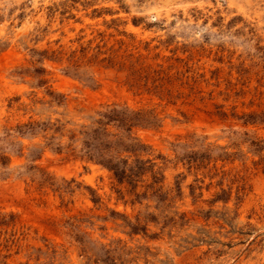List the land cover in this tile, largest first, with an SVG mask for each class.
Instances as JSON below:
<instances>
[{
  "label": "rangeland",
  "instance_id": "rangeland-1",
  "mask_svg": "<svg viewBox=\"0 0 264 264\" xmlns=\"http://www.w3.org/2000/svg\"><path fill=\"white\" fill-rule=\"evenodd\" d=\"M0 264H264V0H0Z\"/></svg>",
  "mask_w": 264,
  "mask_h": 264
},
{
  "label": "trees",
  "instance_id": "trees-1",
  "mask_svg": "<svg viewBox=\"0 0 264 264\" xmlns=\"http://www.w3.org/2000/svg\"><path fill=\"white\" fill-rule=\"evenodd\" d=\"M116 110H111L108 113L103 115V118L108 120V122L118 121L117 118H114L113 112ZM100 164L108 168L110 171H113L116 178L123 182L124 180H128L129 182H134L135 178L139 175V168L131 167L128 164L127 160H120L118 162H114L112 159L110 160H98ZM139 231V228L135 225L132 226V232Z\"/></svg>",
  "mask_w": 264,
  "mask_h": 264
}]
</instances>
